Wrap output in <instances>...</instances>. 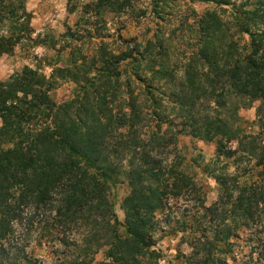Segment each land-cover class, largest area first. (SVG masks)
<instances>
[{"label":"rangeland","instance_id":"obj_1","mask_svg":"<svg viewBox=\"0 0 264 264\" xmlns=\"http://www.w3.org/2000/svg\"><path fill=\"white\" fill-rule=\"evenodd\" d=\"M12 1L28 17L14 47L0 55V82L21 84L19 98L7 104L17 101L21 121L30 119L36 132L46 128L50 134L62 124L78 129L77 142L102 141L97 147L116 169L109 171L115 179L110 199L120 222L132 160L140 153L149 152L182 180L196 183L199 192H183L155 215L157 264H183L191 250L188 230L181 231L191 224L186 215L199 205L198 197L204 206L216 199L214 173L236 171L232 157L217 158V128L225 124L256 142L264 138V105L257 112L258 100L240 103L230 84L238 45L248 38L231 10L240 12L249 0H228L230 6L217 0ZM29 70L33 75L24 76ZM207 128L211 138L204 136ZM17 140L2 135L0 147ZM224 146L232 150L237 141ZM31 247L44 261L55 253ZM101 258L102 253L95 257Z\"/></svg>","mask_w":264,"mask_h":264},{"label":"trees","instance_id":"obj_2","mask_svg":"<svg viewBox=\"0 0 264 264\" xmlns=\"http://www.w3.org/2000/svg\"><path fill=\"white\" fill-rule=\"evenodd\" d=\"M216 2L230 6L228 0ZM21 7L20 2L0 0V55L14 47L27 27ZM246 7L231 10L238 31L248 38L238 45L230 84L240 103L258 100L259 112L264 105V0H249ZM225 54L228 59L229 51ZM209 59L218 61L214 53ZM19 88L13 80L0 82V138L18 139L11 147H0V264H157L152 249L156 213L169 208L170 200L177 203L187 190L199 192L198 185L182 180L149 152L140 153L132 160L120 222L110 199L115 179L109 171L116 169L103 149L101 155L97 146L102 141L77 142L78 129L62 124L50 134L46 128L36 132L30 119L21 121L24 113L16 100L7 104L19 98ZM217 129V158L232 157L236 171L214 173L216 199L204 206L198 197L199 205L186 215L191 224L181 231L188 230L191 250L182 256L183 264H264V138L256 142L257 137L225 124ZM204 134L212 137L208 128ZM232 140L237 146L225 149L224 143ZM32 243L52 248L50 261L36 256ZM99 253L102 258L97 260Z\"/></svg>","mask_w":264,"mask_h":264}]
</instances>
